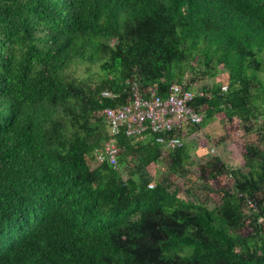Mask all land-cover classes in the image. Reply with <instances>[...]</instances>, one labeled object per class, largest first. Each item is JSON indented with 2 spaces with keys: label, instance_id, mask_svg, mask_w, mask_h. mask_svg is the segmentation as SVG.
Masks as SVG:
<instances>
[{
  "label": "trees",
  "instance_id": "1",
  "mask_svg": "<svg viewBox=\"0 0 264 264\" xmlns=\"http://www.w3.org/2000/svg\"><path fill=\"white\" fill-rule=\"evenodd\" d=\"M263 51L264 0H0V264H264ZM195 65L226 81L168 135L216 120L229 143L235 123L258 134L240 166L211 151L196 164L190 144L163 150L148 131L107 135L103 108L132 86L192 90ZM108 141L114 167L91 156ZM190 169L204 197L174 184Z\"/></svg>",
  "mask_w": 264,
  "mask_h": 264
},
{
  "label": "built area",
  "instance_id": "2",
  "mask_svg": "<svg viewBox=\"0 0 264 264\" xmlns=\"http://www.w3.org/2000/svg\"><path fill=\"white\" fill-rule=\"evenodd\" d=\"M225 85L220 86L224 91ZM183 85L171 83L162 96L149 90L146 97H141L137 88L130 89V102L116 106L115 108H103L107 127V135H114L119 128H123L127 136L150 132L155 135L154 141L163 150H172L182 145V139L178 136H169L170 132L183 133L187 125H192L200 120V114L192 107V100L196 94ZM107 98L113 95L109 92L102 94ZM94 163L106 162L114 167L116 164L117 148L114 142H105L102 146L94 148L91 152ZM245 206L254 210V203L251 199L245 200ZM264 216V214H263ZM264 218V217H263ZM257 218V222L263 220Z\"/></svg>",
  "mask_w": 264,
  "mask_h": 264
},
{
  "label": "rangeland",
  "instance_id": "3",
  "mask_svg": "<svg viewBox=\"0 0 264 264\" xmlns=\"http://www.w3.org/2000/svg\"><path fill=\"white\" fill-rule=\"evenodd\" d=\"M260 57H261V61H260L261 69L259 71L260 72L259 78L264 81V51L260 54ZM200 72H201V68L198 65H195L194 68L189 72V74L185 75V78H184L188 81L187 83L190 84L191 89L194 92H200L202 86H204L205 88L210 87L213 81H218L220 84L226 81L225 73L223 71L219 72L214 78H202L200 75ZM74 74L77 76H82L84 74V67L82 66L76 67L74 70ZM239 129H237V127L235 126V123H231V125H229L228 127V130L230 131L229 138H228L229 143L227 142V144L224 145V147L228 146L227 149H225L224 151V157L226 156V153H227L228 154L227 163L231 167L240 166V163H241L240 154L243 151L242 145H241L242 141L247 144L253 141L256 142L258 140V134L253 133V132L247 133V134H241V131ZM196 140H201V137H197ZM183 145L188 146L187 148L190 149L189 141ZM192 160L196 164L199 163L198 158L195 156H192ZM151 169H152V166H148L146 168V172L150 174ZM195 176H196V173L194 169H190L186 173L182 172L177 178H175L174 184L178 186L180 190L184 189V187H189L192 193H194L195 195L198 194L204 197V195H206L204 194L206 190L202 187V185L199 184ZM219 178L225 179L223 176Z\"/></svg>",
  "mask_w": 264,
  "mask_h": 264
},
{
  "label": "crops",
  "instance_id": "4",
  "mask_svg": "<svg viewBox=\"0 0 264 264\" xmlns=\"http://www.w3.org/2000/svg\"><path fill=\"white\" fill-rule=\"evenodd\" d=\"M192 127L193 125H187L183 133H186V131L188 130H192ZM222 135H223V129L218 124V122L214 120L206 124L200 130L193 131L192 133L188 134V136H185L184 139L182 140V145L189 141V144L191 146V150H190L191 158L192 156L198 157L201 155H205L207 152L209 153L211 151V153L216 155L218 158L228 162L227 153H226V156L224 157V151L228 147V146L224 147V145L227 143L216 141ZM207 136L209 137V139L214 140L212 145H206L204 143L203 147L196 146L195 142L197 141L196 140L197 137L203 138Z\"/></svg>",
  "mask_w": 264,
  "mask_h": 264
},
{
  "label": "clouds",
  "instance_id": "5",
  "mask_svg": "<svg viewBox=\"0 0 264 264\" xmlns=\"http://www.w3.org/2000/svg\"><path fill=\"white\" fill-rule=\"evenodd\" d=\"M0 251H1V249H0ZM19 262H21V261H19Z\"/></svg>",
  "mask_w": 264,
  "mask_h": 264
}]
</instances>
